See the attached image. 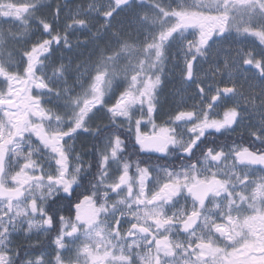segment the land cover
I'll return each instance as SVG.
<instances>
[{"label":"snow or ice","instance_id":"snow-or-ice-1","mask_svg":"<svg viewBox=\"0 0 264 264\" xmlns=\"http://www.w3.org/2000/svg\"><path fill=\"white\" fill-rule=\"evenodd\" d=\"M0 264H264V0H0Z\"/></svg>","mask_w":264,"mask_h":264},{"label":"flooded vegetation","instance_id":"flooded-vegetation-1","mask_svg":"<svg viewBox=\"0 0 264 264\" xmlns=\"http://www.w3.org/2000/svg\"><path fill=\"white\" fill-rule=\"evenodd\" d=\"M169 79L171 80H166L165 81V87L163 90V94L161 96V100H164L165 97H169L170 98V93L174 90V84L172 82V79L169 77ZM166 110V108H165ZM259 174V173H258Z\"/></svg>","mask_w":264,"mask_h":264},{"label":"rangeland","instance_id":"rangeland-1","mask_svg":"<svg viewBox=\"0 0 264 264\" xmlns=\"http://www.w3.org/2000/svg\"><path fill=\"white\" fill-rule=\"evenodd\" d=\"M253 39H254V38L249 37L247 41H245L243 44L238 45V46H239V47L250 46L251 43H252V41H253ZM168 80H170V79H168ZM170 81H171V80H170Z\"/></svg>","mask_w":264,"mask_h":264}]
</instances>
